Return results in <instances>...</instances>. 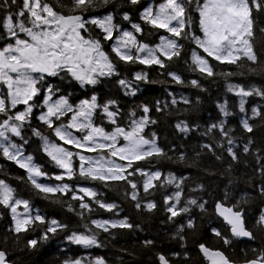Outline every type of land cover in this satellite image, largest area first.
<instances>
[{
	"label": "trees",
	"instance_id": "1",
	"mask_svg": "<svg viewBox=\"0 0 264 264\" xmlns=\"http://www.w3.org/2000/svg\"><path fill=\"white\" fill-rule=\"evenodd\" d=\"M40 2L41 5L48 3L54 11L63 15L81 14L85 20L111 13L115 24L130 30L131 23H138L143 33H134L137 40L150 46L159 43L161 35H171L164 29H155L143 23L140 18L144 7L151 5L155 11L157 5L166 0H140L137 5H131L127 0H115V3L104 5L101 0H95L96 6L83 13L70 11L73 7L72 0ZM200 2L203 3V0ZM18 5L22 7V0H18ZM249 5L253 8V35L250 42L258 58L256 64H252L243 56L237 64L216 61L214 57H208L194 41L185 38H176L183 46L181 55L174 57L172 61L165 59L167 66L164 69L157 65L124 63L118 61L111 53L112 42L102 39V32L97 26L88 24L87 31L81 30L85 39H101L103 49L116 63L119 75L98 76V82L92 85L82 84L63 70L57 76L45 75L39 86L42 90L48 85L54 86L59 90L58 94L68 97L73 105H78L80 101L90 99L93 95L101 105L109 100L116 101V105L111 109L119 111L116 124L110 123L99 109L92 118L94 126L103 127L107 132L113 131L117 125L130 130V121L133 119L131 113L135 112L134 118L138 119L144 115L142 106L147 105L150 109L148 116L155 123H149L142 135L153 139L155 134L157 145L167 155L134 162L128 171L136 168L145 172L159 171L161 177L153 181L155 187L149 188L145 193L143 182L146 177L139 172L129 176L128 179L137 184V201L130 198L132 189L126 181L105 183L83 180L78 175L72 179L65 176L63 181L54 179L55 176L62 175L63 170L43 151V142L33 134V130H39L52 141L60 140L37 119L41 110L34 108L23 126V139L14 134L10 135L14 142L23 145L25 154L32 156L34 163L47 174L38 178V182L50 186L68 184L77 192L78 188H91L97 192L99 201L115 204L117 207L108 211L100 208L96 200L85 196V202L91 205L92 211L84 210L81 217L78 215L81 211L80 201L72 200L71 192L67 195L48 194L46 198L45 194L39 193L27 181L26 171L4 157L0 150V179H4L14 189L15 197L29 201L33 209L46 221L44 224L34 222L28 226L27 231L16 233L10 208L0 204V249L6 253L12 264H66L77 259L81 260L82 264H94L97 258H102L105 264H161L158 259L160 254L171 264H210L201 251V244L213 250H221L229 260L238 263L257 259L264 254V225L258 223L260 216L264 215V194L260 191L261 186H264V175L260 172L264 167V96L253 94L245 97L242 112L240 97L228 89V84L231 83L246 90L257 88L264 91V8L255 9L252 0H249ZM186 11L191 16L192 24L190 29L185 28V32L190 31L203 38L196 6L186 5ZM125 12L130 15L131 23L123 20ZM2 15L4 14L0 13V16ZM23 19L26 20V14ZM17 31L19 32L18 29ZM13 41V38L7 36L6 30L0 27V49ZM193 50L209 61L215 75L208 77L196 70L191 58ZM253 68L255 72L250 71ZM136 72H146L149 81L154 83L134 81L137 88L135 95H132L122 88L118 81H133ZM168 72L179 75L184 83L173 82L167 75ZM227 72H232L233 75H223ZM193 79L199 81L200 87L189 83ZM38 98L39 96L36 97L37 100ZM173 98L177 100L174 105L171 103ZM185 99L188 103H184ZM158 102L160 110H157ZM221 105L227 115L222 111ZM254 108L258 109L260 115H253ZM4 118L6 117L0 114V122ZM66 119L67 116L62 117V123H65ZM244 119H248L252 127L251 132L243 128L241 122ZM221 123L234 141L236 160L226 151L227 143L219 128L211 127ZM178 124L186 125L188 130L182 131L177 127ZM24 140H27L26 144ZM119 141L124 140L120 138ZM221 143L224 147H217ZM208 144L215 147V152L205 147ZM245 144L249 146L247 153L243 150ZM66 145L72 148V145ZM181 153L184 154L183 160L179 158ZM104 155L108 157L107 152ZM217 156L220 159H217ZM114 159L121 164L127 163L119 160V157ZM73 167L79 168V157L75 153ZM170 174L176 177V183L167 182ZM177 184L180 185L179 188ZM177 191L181 192L180 200L177 202L173 199L166 204V198L174 197ZM78 194L83 195L79 192ZM190 199H196L198 204L190 205ZM137 202L141 204L140 208L136 207ZM148 202H154L155 208L149 210L146 207ZM217 202L242 211L245 226L252 233V239L232 235L230 226L216 214ZM200 203L204 204L203 209L198 206ZM68 204H71L75 211H70ZM170 204H176L177 209L187 207L189 211L169 219L167 208ZM124 218L133 225L132 228L109 227L108 231H104L91 223L92 220L117 221ZM53 219L66 225V228L58 229L54 234L49 233L46 240L42 239ZM189 220L192 221V227H188ZM89 229L91 232H88ZM213 229L219 231L221 236L215 235ZM73 232L95 234L98 244L86 247L70 242L67 237ZM222 237H227L230 243L225 244ZM31 240L37 241L35 247L29 245ZM145 241L153 243L147 245Z\"/></svg>",
	"mask_w": 264,
	"mask_h": 264
},
{
	"label": "snow or ice",
	"instance_id": "2",
	"mask_svg": "<svg viewBox=\"0 0 264 264\" xmlns=\"http://www.w3.org/2000/svg\"><path fill=\"white\" fill-rule=\"evenodd\" d=\"M104 5L115 3V0H101ZM131 5H137L140 0H127ZM73 7L70 9L73 13L79 11L81 13L88 11L95 7V0H72ZM195 5L199 12V25L203 33V38L196 36L192 32H185V28H191L192 19L187 14L186 5ZM252 6L259 10L264 8V0H252ZM14 9H16L14 11ZM253 8L249 5V0H166V2L159 4L155 9L149 5L144 7L141 11L140 18L143 23L151 25L155 29H164L170 36L161 35L159 43L155 46H150L137 40L134 34H142L143 29L138 23H131L130 15L125 12L123 20L131 23V31L123 28L119 24H115L114 17L111 13L103 17H92L85 20L81 14L63 15L54 11L48 4L44 3L40 7V0H22V7L18 5V0H0V27L6 30L7 36L13 38L15 43H7L5 47L0 49V81L7 84V103L6 98L0 95V114L6 118L0 122V150L2 155L10 161H14L21 169L27 173V181L39 193L53 196L57 193L67 195L71 192L72 200H79L78 213L81 217L84 215V210L92 211L91 205L85 202V196L96 203L100 208L112 211L117 207L115 204H108L97 199V192L91 188H78L79 193L74 191L68 184L50 186L38 182V178L45 177L47 174L41 170L33 161V157L25 155L23 152V145H17L9 142L5 146V141H9L8 134H14L17 137H22V129L33 113L34 108L43 107L46 111H42L37 117L56 138L64 144L74 145L78 149L87 148L90 152H97L98 156L86 157L80 153H75L79 157V168L73 167L72 151L67 150L64 146L57 144L50 140L46 135H43L39 130L34 129L33 134L41 139L43 142V151L51 158L60 169L63 170L62 175L54 177L56 180L63 181L65 176L72 179L78 175L83 180L92 181H126L130 185L132 191L130 198L137 201V184L128 179L129 176L139 172L146 179L143 182V189L145 193L149 188L155 187L153 181L159 180L161 173L145 172L142 169L136 168L131 172L128 171L132 164L137 161L147 160L151 157H163L167 153L161 149L155 140L145 138L142 133L144 128L149 123H155L148 116L150 109L147 105L142 106L143 116L138 119L135 117V112L131 113L133 119L130 121L129 128L126 130L117 125L113 131L106 132L103 127L94 126L93 115L99 109L107 117L108 121L116 124L119 115L118 109L111 110L116 105V101L109 100L104 104H99L97 97L93 95L90 99L80 101L78 105H73L69 102L68 97L58 96L59 90L54 86L48 85L43 89L44 99L41 104L30 103L41 95L42 89L39 86L44 80V76H57L61 71L66 70L71 76L80 81L82 84H96L98 76H112L119 75L116 63L111 59L108 52H105L101 44V39H85L81 35V30L87 31L86 25L92 24L97 26L102 32V39L104 41H111V53L115 55L118 61L124 63H139L142 65H157L164 69L167 61H172L173 58H178L181 55L182 45L178 43L176 38H185L194 41L199 48L207 54L208 57H214L216 61L226 62L228 64H237L241 56L246 60L256 64L258 58L253 51L251 44V37L253 35L252 13ZM29 14L30 23L32 27L25 26V14ZM46 14V15H44ZM19 30V32L17 31ZM35 29V30H34ZM19 33H26L30 37L28 39L19 38ZM175 37V38H173ZM238 53V54H237ZM163 57L164 59H162ZM192 62L196 70L201 74H206L208 77L215 75L209 61L203 56L199 55L195 50L192 51ZM83 66H87L86 68ZM255 72L256 70L250 69ZM15 74V77L11 74ZM36 74V75H34ZM167 75L176 84H183L184 81L179 75L174 72H168ZM225 76H232V72L224 73ZM136 82L154 83L149 81L146 72H136L133 81L127 79H120L119 85L126 89L129 94L135 95L137 85ZM194 87H200L198 80H191L189 82ZM228 89L235 92L240 97V110L244 111L245 97L253 94L264 96V91L253 88L246 90L240 85L229 83ZM171 103L174 105L177 100L173 98ZM184 103H188L185 99ZM25 105L23 111H16L14 115L9 114L17 105ZM166 106V105H165ZM222 111L225 115L228 113L221 105ZM159 108V102L157 106ZM70 114V122L58 123L62 117ZM253 115L258 116L260 112L258 109H253ZM243 128L251 132L252 127L248 119L242 122ZM182 131H187V126L177 125ZM213 129L219 128L222 137L226 140V151L233 160L237 159L236 153L233 151L234 141L230 138L229 131L225 129L223 123L220 125H212ZM72 129L78 131H86L87 134L82 139H77ZM122 138L125 143L118 145L119 139ZM27 143V140H24ZM251 143V142H249ZM209 151L215 152V147L212 144L205 145ZM217 147H224L221 143ZM244 152L249 151L248 144L244 145ZM107 152L110 157H119L121 161H127L126 164L117 163L113 159L107 158L104 153ZM180 160L184 159V154H180ZM217 159H220L217 156ZM264 175V167L260 169ZM24 179V178H18ZM169 184L176 183V177L169 175ZM182 183V180H181ZM179 188L180 185L177 184ZM261 194H264V186L260 188ZM14 189L10 187L4 179H0V204L10 208L15 222L14 231L20 233L27 231L28 226L34 222L46 223L45 218L39 214L35 217L28 214L29 201L15 198ZM181 192L177 191L174 197H167L165 203H169L175 199L180 200ZM190 205H197L196 199L188 201ZM23 205L25 212L23 214L17 211L18 206ZM201 209L204 204L198 205ZM136 207L140 208L141 204L136 203ZM146 207L151 210L155 208L154 202H148ZM70 211H75L71 204H68ZM217 211L231 226V232L236 237H252V233L246 230L243 221L242 211L234 210V207H225L222 203L217 202ZM170 213L169 219L176 217L182 213L189 211L187 207L177 209L176 204H170L167 208ZM22 217V218H21ZM91 223L96 228L108 231L111 228H132L133 225L129 223L127 218L117 221H100L92 220ZM258 223L264 225V215H261ZM192 221L189 220L188 227H192ZM183 227V226H181ZM66 225L60 224L53 219L48 224L42 239H48L49 233H56L58 229H64ZM91 232V229L88 230ZM213 232L217 236L221 233L215 229ZM225 244H229L230 240L227 237H222ZM70 242L83 246L97 245V237L95 234H86L85 232H73L67 237ZM147 245L152 244V241H145ZM36 240L29 241V245L35 247ZM200 248L206 253L209 250L203 245ZM213 264H230L223 252H212ZM161 264H169V260L163 255L158 256ZM0 264H6V253L0 250ZM66 264H82L81 260L66 262ZM94 264H105L102 258H97ZM247 264H264V254H261L257 259H252Z\"/></svg>",
	"mask_w": 264,
	"mask_h": 264
},
{
	"label": "rangeland",
	"instance_id": "3",
	"mask_svg": "<svg viewBox=\"0 0 264 264\" xmlns=\"http://www.w3.org/2000/svg\"><path fill=\"white\" fill-rule=\"evenodd\" d=\"M33 2H34V0H30V3H33ZM40 7H41V8L43 7V4L41 5V2H40ZM158 7H159V5H157V8H158ZM157 8H156V9H157ZM44 15H46V14H44ZM29 21H30L29 14L26 13V20H25V26H26V27H32V24H31ZM34 30H35V29H34ZM128 30H130V29H128ZM130 31H131V30H130ZM81 35H82V33H81ZM19 38H21V39H28V40L30 41V37H28L26 33H19ZM12 43L14 44V43H15V40H14ZM83 67L86 68L87 66H83ZM11 75H13V77H15V74H14V73L11 74ZM34 75H36V74H34ZM44 88H46V87H44ZM44 88H43V89H44ZM7 92H8L7 84L4 83L3 81H0V95L4 96V97L6 98V103H7ZM58 96H61V95L58 94L57 96H54L53 99L58 98ZM43 99H44V92H43V90H42L41 95L39 96L38 100L35 98L34 101H31L30 103L41 104L42 101H43ZM16 108H17L16 110L12 109V110H14V111L11 110V112H10L9 114L14 115L16 111H23V110L25 109V105L20 104V105H17ZM38 109L41 110V111H40V114H41L42 111H46V109H44L43 107H40V108H38ZM69 122H70V114L67 116V119H66V121H65V124H67V123H69ZM58 123H62V120H60ZM98 127H99V126H98ZM71 131H72L73 135H74L77 139H82V137H83L84 135L87 134L86 131H78V130H76V129H72ZM105 131H106V130H105ZM106 132H107V131H106ZM10 134H11V133L8 134V136H9V141H5V142H4V143H5V146H7V144H8L9 142L17 144L16 142H14V141L11 139V135H10ZM53 142H55V143H57V144H60V145L64 146L67 150L72 151L73 153H80V154H82V155H84V156H86V157H93V158H95V157L98 156V154L88 151L87 148H83V149H79V150H77L76 147H75L74 145H72V148H70V147H68L66 144H64L62 141L54 140ZM124 143H125V141H122V142L118 141V145H123ZM17 145H18V144H17ZM23 152H24V150H23ZM24 154H25V152H24ZM25 155H26V154H25ZM107 158H109V159H113V160H115L117 163H120L117 159H114V157H110L109 155H108ZM58 185H61V184H58ZM14 197H15V196H14ZM15 198H17V197H15ZM18 199H20V198H18ZM17 211H18L19 213L23 214V213L25 212V209H24L23 205L18 206ZM28 214L31 215V216H33V217H35V216H36L37 214H39V213H38L37 210H34L33 207L29 204ZM21 218H22V217H21Z\"/></svg>",
	"mask_w": 264,
	"mask_h": 264
},
{
	"label": "water",
	"instance_id": "4",
	"mask_svg": "<svg viewBox=\"0 0 264 264\" xmlns=\"http://www.w3.org/2000/svg\"><path fill=\"white\" fill-rule=\"evenodd\" d=\"M223 204V203H222ZM223 206H225V207H234V206H228V205H225V204H223ZM234 210H236L235 209V207H234ZM216 214H217V216L225 223V224H227V225H229L228 224V222L224 219V217L223 216H221L220 214H219V212L217 211V208H216ZM243 221H244V217H243ZM230 226V225H229ZM244 226H245V222H244ZM230 228H231V226H230ZM245 228H246V226H245ZM246 230H248L247 228H246ZM249 231V230H248ZM240 238H242V239H248V240H250V239H252V237H240ZM206 247V246H205ZM208 250H209V253L208 254H206L202 249H201V251H202V253H203V255L206 257V259L209 261V263L210 264H213V257L211 256V253L212 252H216V251H220V252H222L221 250H213V249H211V248H208V247H206ZM1 250V249H0ZM3 251V250H2ZM225 255V254H224ZM225 257L228 259V257L225 255ZM229 260V259H228ZM229 262H230V264H247V262L248 261H246V262H242V263H238V262H233V261H231V260H229ZM6 264H12L10 261H9V259H8V256L6 255ZM169 264H171L170 262H169Z\"/></svg>",
	"mask_w": 264,
	"mask_h": 264
}]
</instances>
